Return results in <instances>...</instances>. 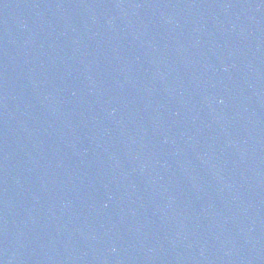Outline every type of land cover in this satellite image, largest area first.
I'll list each match as a JSON object with an SVG mask.
<instances>
[{
  "label": "water",
  "instance_id": "95a60500",
  "mask_svg": "<svg viewBox=\"0 0 264 264\" xmlns=\"http://www.w3.org/2000/svg\"><path fill=\"white\" fill-rule=\"evenodd\" d=\"M0 264H264V0H0Z\"/></svg>",
  "mask_w": 264,
  "mask_h": 264
}]
</instances>
